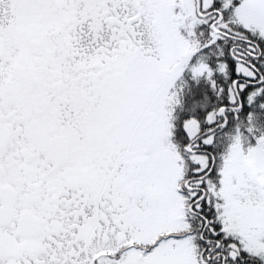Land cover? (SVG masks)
I'll return each instance as SVG.
<instances>
[{"label": "snow or ice", "instance_id": "1", "mask_svg": "<svg viewBox=\"0 0 264 264\" xmlns=\"http://www.w3.org/2000/svg\"><path fill=\"white\" fill-rule=\"evenodd\" d=\"M0 264H264V0H0Z\"/></svg>", "mask_w": 264, "mask_h": 264}]
</instances>
